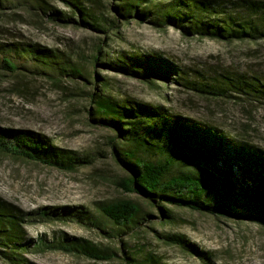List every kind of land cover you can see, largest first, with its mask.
<instances>
[{"label":"rangeland","instance_id":"1","mask_svg":"<svg viewBox=\"0 0 264 264\" xmlns=\"http://www.w3.org/2000/svg\"><path fill=\"white\" fill-rule=\"evenodd\" d=\"M80 1L95 22L112 20L111 0ZM52 12L60 13L66 23L54 19ZM34 45L52 51L55 57L43 64L38 55L23 51ZM139 53L161 54L189 80L195 73H228L264 82V39H197L183 37L174 28L157 29L137 21L120 23L113 33H95L80 26L63 0H0V128L39 134L57 148L73 150L87 160L75 171H65L0 152V197L32 213L24 230L33 242L45 240L50 245L72 237L88 241L112 259L95 261L37 248L30 249L26 257L37 264H143L150 257L157 264H201L163 239L175 234L212 252L216 264H264V229L259 225L166 204L163 207L172 216L163 222L157 207L114 185L126 175L111 156L112 132L92 120L90 95L94 93L115 101L161 104L174 114L210 123L264 149V100L251 101L245 95L207 98L173 77L166 83L153 80L150 85L101 65L121 54ZM2 59L9 60L16 71L10 72ZM70 69L82 76H73ZM120 198L142 206L144 220L134 229L117 230L98 216V203ZM44 209L65 212L68 218H46L40 214ZM82 209L96 216L98 223L72 220L70 214Z\"/></svg>","mask_w":264,"mask_h":264},{"label":"trees","instance_id":"2","mask_svg":"<svg viewBox=\"0 0 264 264\" xmlns=\"http://www.w3.org/2000/svg\"><path fill=\"white\" fill-rule=\"evenodd\" d=\"M63 1L73 10L80 26L95 33H113L118 24L137 21L157 29L174 28L183 37L197 39L229 42L264 39V0H111L113 18L103 24L85 13L80 0ZM51 14L66 23L60 13ZM26 48L24 52L38 55L43 64L55 57L52 51L38 45ZM2 61L10 72L16 71L9 60ZM97 61L98 57L94 63ZM101 65L150 85L153 80L166 83L173 77L189 91L207 98L245 95L251 101L264 100L261 79H250L244 74L195 73L194 79L189 80L159 53L121 54L115 61ZM70 71L73 76H82L76 69ZM90 97L92 120L113 134L111 156L126 175L115 180L114 185L124 194H135L147 205L157 207L163 222L172 216L163 207L166 204L192 213L257 224L264 229L263 148L229 136L210 123L174 114L161 104L115 101L102 93ZM0 152L65 171H75L87 162L73 150L57 148L39 134L18 129L0 128ZM96 210L100 218L117 230L134 229L140 219L144 220L141 204L130 199L101 202ZM63 213L44 209L40 214L67 219ZM70 215L79 223H98L88 210ZM31 219L32 213L22 212L0 197V264H37L25 255L33 248L83 255L95 261L112 259L88 241L72 237H62L50 245L45 240L35 243L26 237L24 230ZM163 239L201 264H216L212 252L200 249L182 235H165ZM143 264L157 261L150 257Z\"/></svg>","mask_w":264,"mask_h":264}]
</instances>
